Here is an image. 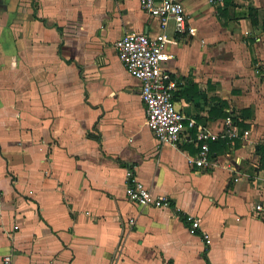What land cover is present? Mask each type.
Segmentation results:
<instances>
[{
  "label": "crops",
  "instance_id": "1",
  "mask_svg": "<svg viewBox=\"0 0 264 264\" xmlns=\"http://www.w3.org/2000/svg\"><path fill=\"white\" fill-rule=\"evenodd\" d=\"M183 5L192 35L140 0H0V264H264V0ZM132 33L175 39L178 146L157 141L118 58ZM128 167L173 207L129 201Z\"/></svg>",
  "mask_w": 264,
  "mask_h": 264
},
{
  "label": "built area",
  "instance_id": "2",
  "mask_svg": "<svg viewBox=\"0 0 264 264\" xmlns=\"http://www.w3.org/2000/svg\"><path fill=\"white\" fill-rule=\"evenodd\" d=\"M213 4H224L228 0H210ZM145 12L159 17L166 26L169 20L175 24L178 34H194L195 28L189 26L183 0H140ZM175 39L163 34L151 38L144 33H132L115 43L118 58L128 73L141 81V99L146 110L147 124L159 143L178 146L187 129L185 117L177 108L174 94L178 88L165 65L169 60L166 48ZM227 125L235 126L232 116ZM196 122L190 120L189 129L193 132ZM212 135L203 127L198 126L194 138L190 139L197 151L190 157V164L198 169H205L210 164V142ZM126 197L129 201L143 208L173 207L170 198L155 195L138 180L134 169L126 170ZM2 193L0 191V200ZM253 216L264 221V203L255 204ZM189 231L196 234L200 228V220L188 217ZM208 239V235L205 236ZM4 264H12L10 256L4 258Z\"/></svg>",
  "mask_w": 264,
  "mask_h": 264
},
{
  "label": "trees",
  "instance_id": "3",
  "mask_svg": "<svg viewBox=\"0 0 264 264\" xmlns=\"http://www.w3.org/2000/svg\"><path fill=\"white\" fill-rule=\"evenodd\" d=\"M250 17H251L253 25L254 24L255 25L258 24V15H257L256 11L255 12H251ZM233 118L235 119V116ZM259 151L263 154L262 167L264 168V146H262Z\"/></svg>",
  "mask_w": 264,
  "mask_h": 264
}]
</instances>
